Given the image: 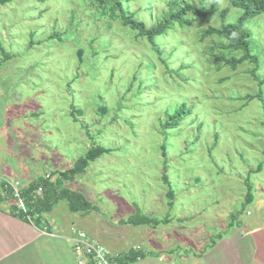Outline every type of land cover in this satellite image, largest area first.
Returning a JSON list of instances; mask_svg holds the SVG:
<instances>
[{
  "label": "rangeland",
  "instance_id": "374dc122",
  "mask_svg": "<svg viewBox=\"0 0 264 264\" xmlns=\"http://www.w3.org/2000/svg\"><path fill=\"white\" fill-rule=\"evenodd\" d=\"M125 2L152 26L185 4L206 11L214 1ZM217 7L211 17L190 13L188 24L174 23L154 45L93 0H11L0 7V93L8 99V128L16 136L33 130L34 153L56 152L60 171L91 146L109 151L79 176L80 186H66L85 195L97 222L117 228L130 209L155 219L186 218L175 236L196 252L227 230L231 215L240 223L235 239L264 229L260 84L251 73L255 65L234 70L219 60L241 55L226 49L225 39L203 35L242 15L228 1ZM244 28L264 80V13ZM184 102L192 113L166 129ZM19 117H27V129ZM153 230L129 237L125 247L148 249L147 233L158 234ZM227 238L234 242L232 234Z\"/></svg>",
  "mask_w": 264,
  "mask_h": 264
},
{
  "label": "crops",
  "instance_id": "0c3cea01",
  "mask_svg": "<svg viewBox=\"0 0 264 264\" xmlns=\"http://www.w3.org/2000/svg\"><path fill=\"white\" fill-rule=\"evenodd\" d=\"M7 101L0 93V264H76L70 239L79 230L88 233L111 254L125 255L134 249L125 247L124 242L135 235L147 237L148 227L154 232L158 229V234L147 233L151 240L146 245L148 249L137 245L134 252L142 257L128 264H264V229H249L246 237L239 233L235 239V230L240 224L235 215H231L233 220L227 225V230L215 236L217 241L213 240L211 245L206 246L207 249L203 247L198 252L192 251L191 245H180V240L175 236L178 225L188 221L184 216L180 220L170 215L155 219L130 209L128 219L117 221V228H113L107 222H97L91 216L95 208L88 212L72 211L66 200L59 199L51 203L48 212L40 215V223L34 221L36 218H24L17 203L6 195L4 181H19L22 192L50 175L46 181L56 186L52 189L57 192L60 177L57 179L55 175L60 173L61 161L59 156L56 158V152L51 156L46 152L44 157L34 153L33 130H29L30 135H26L24 130L17 136L13 134L14 128L12 125L8 128L6 118L9 114ZM26 118L19 117L22 125H25L23 129L28 127ZM81 183L77 177L72 182H65L62 187L78 192L73 186L72 189L68 187L80 186ZM145 218L152 220L153 225L138 224ZM231 234L234 242L226 243ZM244 240L248 242L244 244Z\"/></svg>",
  "mask_w": 264,
  "mask_h": 264
},
{
  "label": "trees",
  "instance_id": "16d2710c",
  "mask_svg": "<svg viewBox=\"0 0 264 264\" xmlns=\"http://www.w3.org/2000/svg\"><path fill=\"white\" fill-rule=\"evenodd\" d=\"M44 1V0H40ZM95 5L104 9L106 14H109L113 18H117L120 20L122 26L129 28L132 31L138 33V36L145 38L150 44L154 45L157 37L164 36L172 27L174 23H178L180 25L188 24V20L186 17L191 13L196 17H211L217 11V4L221 0H213V4L209 10L203 11L195 8L194 6L185 4L183 8L180 10L171 11L168 16L160 20L156 25L148 26L143 21L139 20L135 13L129 12L126 7L125 0H93ZM230 2V4L242 11V15L239 17L238 21L234 24H223L221 28H208L204 31V36H219L227 41L226 49L233 52H240L241 55L239 57H231V58H219L220 61L224 62L232 69H237L240 65L245 62H249L255 67L251 71L252 76L259 81V92L256 95V99L258 98L264 106V80H261L257 75L260 69V58L258 55L254 54L252 45H251V37L252 34L244 28V22L247 19L255 18L264 13V0H224ZM11 0H0V7L7 5ZM228 9H225L221 12L222 19L225 20L227 17ZM83 52L82 49L79 50V55ZM82 60V58H81ZM105 110V109H103ZM192 113L191 109L187 108L186 102L182 103L177 109L174 115L170 116V119L166 122V129L168 128H176L178 127L182 116L189 115ZM109 151L101 146H91L87 150L84 157H80L74 163V165L66 170L60 171L58 174L60 177V189L56 192V190L52 188H56L51 184H48L49 179L44 181H38L33 183L28 187V189L22 191V198L27 208V213H22L23 217L27 216L32 219L36 218L34 221L36 223H40V215L46 213L50 210L51 203L56 200H66L70 209L72 211H84L88 212L94 209V206L86 199V197L80 192H73L69 189L62 187L65 182H72L80 175H83L89 164L97 161L102 156L107 154ZM40 187L43 188L42 196L34 198V192L37 191ZM3 189L8 197L11 200L16 202V199L12 195V192L6 189L3 186ZM167 197L172 201L169 202V206L173 207V195L172 191L167 192ZM252 197V195H251ZM2 201V197L0 196V204ZM39 216V217H38ZM143 225H153V221L150 219H144L142 222L138 223ZM142 257L137 252H129L127 255L123 256V258L119 261V264H128L136 261L138 258Z\"/></svg>",
  "mask_w": 264,
  "mask_h": 264
},
{
  "label": "built area",
  "instance_id": "2783aa9c",
  "mask_svg": "<svg viewBox=\"0 0 264 264\" xmlns=\"http://www.w3.org/2000/svg\"><path fill=\"white\" fill-rule=\"evenodd\" d=\"M49 178L50 175H47L46 179ZM4 187L12 192L19 210L26 214L27 208L21 195V183L5 180ZM42 193L43 188L40 187L34 192V198L42 196ZM27 218L32 220L29 216ZM70 241L76 264H119V261L123 258L122 255L111 254L104 245L82 230L77 231Z\"/></svg>",
  "mask_w": 264,
  "mask_h": 264
}]
</instances>
